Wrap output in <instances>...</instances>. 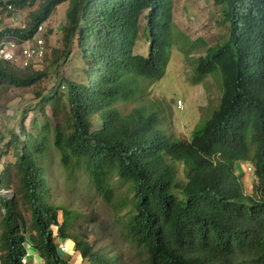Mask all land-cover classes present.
Listing matches in <instances>:
<instances>
[{"label": "trees", "instance_id": "trees-1", "mask_svg": "<svg viewBox=\"0 0 264 264\" xmlns=\"http://www.w3.org/2000/svg\"><path fill=\"white\" fill-rule=\"evenodd\" d=\"M37 2L27 29L9 33L32 38L58 5L69 7L63 49L48 59L46 46L27 68L0 62L6 95L55 80L36 92L29 128L25 110L20 132L0 147L15 158L0 173V263L22 264L33 248L45 264H77L59 249L69 240L80 264H129L123 253L92 242L86 227L74 231L76 212L53 203L45 161L56 151L69 178L82 173L111 207L141 264H264V0H215L228 33L196 58L195 73L220 75L221 100L186 142L160 128L158 112L135 108L125 115L117 107L135 97L142 81L164 77L175 47L169 0L8 4L24 9ZM144 38L146 56L138 50ZM76 59L82 64L70 77L58 72ZM247 162L254 166L249 193L240 172Z\"/></svg>", "mask_w": 264, "mask_h": 264}, {"label": "rangeland", "instance_id": "rangeland-1", "mask_svg": "<svg viewBox=\"0 0 264 264\" xmlns=\"http://www.w3.org/2000/svg\"><path fill=\"white\" fill-rule=\"evenodd\" d=\"M9 2L11 0H2ZM171 3V20L174 34L175 47L169 57L167 69L164 77L157 81L144 80L141 82L140 91L135 97L127 102H119L117 107L123 114L128 115L135 108H143L160 115V128L164 130L174 140L190 141L195 131L203 128L210 119L213 111L218 108L221 93L222 80L219 74H211L201 79L195 73L196 58L206 55V50L213 47L217 42H221L223 36L228 33V23H224L223 12L215 3V0H169ZM39 2L34 6L24 9H16L14 14L6 12L0 7V13L8 25L16 26L23 22H30V14L37 11ZM69 7V2L58 5L52 12L49 19L44 23V37L48 47L50 59L54 48L62 47L61 27L65 21V15ZM15 18L14 23H9ZM146 39L141 40V50L143 55L149 51ZM81 59H76L72 64H62L60 73L65 77H70L75 66L81 65ZM48 66L43 63V69ZM49 72L54 68L50 66ZM56 77V73H53ZM55 85V80L51 77L41 85L30 89H13L7 95L0 91V137L3 148L7 145L12 133H19L23 112H27L25 124L28 126L32 121L33 111L31 110L37 96L36 92L41 88L47 92ZM181 101L182 109L178 108ZM47 114L51 115L50 109ZM2 150L0 173L3 165L14 162L11 149L9 154ZM51 177L54 195L52 201L56 205H62L68 210L76 212L73 217V230L81 231L86 227L89 239L99 247H110L114 254L123 253L129 264H141L135 256L127 242L120 236V227L114 221V212L105 200L98 194L90 183L79 173V178H69L68 173L60 163L56 151H52L50 157L45 161ZM245 191L249 193L253 186V175L246 174L243 178ZM2 193H6L2 191ZM59 220L63 217L60 212ZM80 225V229H77ZM55 229V228H54ZM67 255L73 251V244ZM75 251V250H74ZM71 262H76L78 254L72 253Z\"/></svg>", "mask_w": 264, "mask_h": 264}, {"label": "built area", "instance_id": "built-area-1", "mask_svg": "<svg viewBox=\"0 0 264 264\" xmlns=\"http://www.w3.org/2000/svg\"><path fill=\"white\" fill-rule=\"evenodd\" d=\"M9 8L11 9V7ZM40 30H42V28H40ZM45 51V41L41 37L36 38L31 42L27 41L23 47H19L15 43H11L10 45H5L3 42L0 43V58L7 59L24 68H27L32 63L41 60L45 55ZM59 249L63 253H68L70 251V247L66 242H61L59 244ZM21 263L29 264L28 253L22 258Z\"/></svg>", "mask_w": 264, "mask_h": 264}, {"label": "clouds", "instance_id": "clouds-1", "mask_svg": "<svg viewBox=\"0 0 264 264\" xmlns=\"http://www.w3.org/2000/svg\"><path fill=\"white\" fill-rule=\"evenodd\" d=\"M4 3H6V2H4ZM6 4H7L6 6L1 7V8H3L6 12H9L11 14L12 13L14 14L16 8H14V6L12 4H10V3L8 4V2ZM9 7H11V9ZM27 7H29V6H27ZM0 21H1V25H0V27H1V30H0V43L3 42L5 45H10L11 43H15L17 46L23 47L27 41H30L31 42L34 39L41 37V38L44 39L45 45H46V39L44 37V32H45L44 23L45 22L42 23V24H40L37 27L36 32H34L35 34H34V36L32 38L22 39L18 35H14L13 33H9L10 32L9 30H12V31H14L16 29H18V30H26L28 23L25 24L23 22V24H18L16 26L8 25L7 22H6V20L4 19V17L1 15V13H0ZM15 21H16V19L15 18H12L9 23H14ZM40 28H42V30H40ZM0 62L14 64L13 62H11V61H9L7 59H4V58H0ZM14 65H16V64H14ZM16 66H19V65H16ZM180 103H181V105H180ZM182 106H183L182 102L179 101L178 102V108L182 109ZM240 172L244 173V176L246 174L253 175L254 174V166H253V164H251L249 162L242 163L240 165ZM244 176H243V178H244ZM63 242L68 243V245L69 244L70 245L71 244L74 245V243L72 241H69V240H66V241H63ZM69 247L71 249V246H69ZM74 250H75V245L73 247L72 253L76 252L78 254V256H80L79 252L74 251ZM72 253L70 255H72ZM64 254H67V253H64Z\"/></svg>", "mask_w": 264, "mask_h": 264}, {"label": "crops", "instance_id": "crops-1", "mask_svg": "<svg viewBox=\"0 0 264 264\" xmlns=\"http://www.w3.org/2000/svg\"><path fill=\"white\" fill-rule=\"evenodd\" d=\"M28 254H29V264H45V261L39 256V254L35 249L29 248ZM75 259H76L75 263L77 264L81 263L80 256L76 257Z\"/></svg>", "mask_w": 264, "mask_h": 264}]
</instances>
